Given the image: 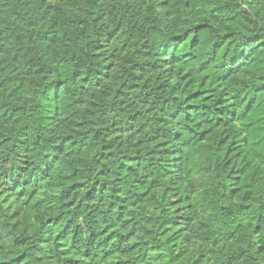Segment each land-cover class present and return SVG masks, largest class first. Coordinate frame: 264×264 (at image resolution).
I'll return each instance as SVG.
<instances>
[{"label": "trees", "instance_id": "16d2710c", "mask_svg": "<svg viewBox=\"0 0 264 264\" xmlns=\"http://www.w3.org/2000/svg\"><path fill=\"white\" fill-rule=\"evenodd\" d=\"M0 264H264V0H0Z\"/></svg>", "mask_w": 264, "mask_h": 264}]
</instances>
